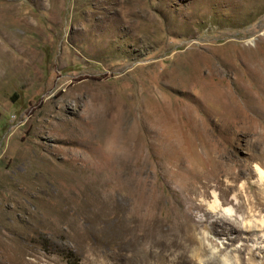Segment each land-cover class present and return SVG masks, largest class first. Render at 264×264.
Listing matches in <instances>:
<instances>
[{
	"label": "rangeland",
	"instance_id": "obj_1",
	"mask_svg": "<svg viewBox=\"0 0 264 264\" xmlns=\"http://www.w3.org/2000/svg\"><path fill=\"white\" fill-rule=\"evenodd\" d=\"M263 133L264 0H0V264H264L182 189Z\"/></svg>",
	"mask_w": 264,
	"mask_h": 264
},
{
	"label": "bare ground",
	"instance_id": "obj_2",
	"mask_svg": "<svg viewBox=\"0 0 264 264\" xmlns=\"http://www.w3.org/2000/svg\"><path fill=\"white\" fill-rule=\"evenodd\" d=\"M209 139L212 140V138ZM249 141L254 147L262 145L264 143V133L250 138ZM261 148L264 151V146H261ZM224 151V149L219 150L215 153L216 155L214 154L215 164L208 171L197 168L192 160H186L188 170L190 172L194 171L191 177L195 178L200 184L182 188L183 191L185 190L188 193L186 199L194 202L200 197L199 208L207 211V217H213V223L220 226L221 222L225 224L226 221H229L232 228H242L240 223L242 224L241 221H243L245 223L243 226L250 229L257 237V240L262 239L263 241L264 216L261 217L260 223H256L252 219L244 220L242 216L243 212L250 214L255 211L259 213L264 211V161L257 158L259 161L254 160L253 166L248 167V170L246 169L247 172L242 168H238L235 172H230L228 160H226L227 154L224 155ZM229 175L230 178L228 177ZM240 180L242 181L239 183ZM229 194L231 195L230 199L228 198ZM210 195L213 200H206V197ZM226 200L230 204L225 205L224 201ZM219 262L221 264H229L223 259H220Z\"/></svg>",
	"mask_w": 264,
	"mask_h": 264
}]
</instances>
